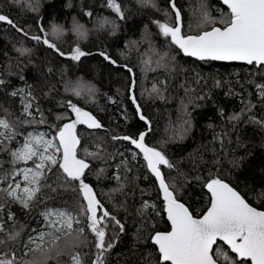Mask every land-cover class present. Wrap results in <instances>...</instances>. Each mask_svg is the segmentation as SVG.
<instances>
[{
  "label": "snow or ice",
  "instance_id": "6c2138e0",
  "mask_svg": "<svg viewBox=\"0 0 264 264\" xmlns=\"http://www.w3.org/2000/svg\"><path fill=\"white\" fill-rule=\"evenodd\" d=\"M134 3L135 12L125 0H101L100 8L109 12L105 16L82 0L78 15L91 27L78 16L70 23L67 18L63 24L46 22L43 0L0 4V26L16 34L10 43L17 54L15 63L9 57L0 71V264H113V249L128 235L129 223L131 264H264V166L258 172L246 167L254 152L245 135L251 128L264 141V0H199L195 23H185L178 0ZM6 6L31 12L32 22H21L3 10ZM65 7L71 9L72 0ZM132 15H146L147 22L141 39L126 42L128 51H119V58L103 40L81 46L92 33L117 36ZM142 43L148 47L141 72L163 69L175 79L178 68L189 71L180 67L181 56L247 66L243 79L235 81L239 91L232 81L213 78V87L229 85L225 94L237 98L239 107L218 109L219 125H207L211 138L188 154L187 170L185 158L172 159L166 145L188 137L189 105L199 107L212 98L211 91L192 86L206 83L200 73L192 84L185 76L179 88L187 118L170 137L149 143L152 121L138 101L137 74L129 63L130 52H139ZM37 53H43L39 63L33 59ZM94 56L110 76L127 73L123 92L116 90L121 99L102 94L85 76L68 77ZM29 66L37 69L31 81ZM168 89L166 77L141 96L164 100ZM101 95L117 107L130 101L146 127L121 133L118 123L106 125L97 114L106 111ZM127 112L123 107L125 121ZM141 180L150 188L141 187ZM105 181L115 184L105 190ZM193 182L201 190L195 202L187 196Z\"/></svg>",
  "mask_w": 264,
  "mask_h": 264
},
{
  "label": "trees",
  "instance_id": "16d2710c",
  "mask_svg": "<svg viewBox=\"0 0 264 264\" xmlns=\"http://www.w3.org/2000/svg\"><path fill=\"white\" fill-rule=\"evenodd\" d=\"M73 7L71 9L65 7L68 0H43L42 13L45 15L46 22L48 20H54L56 23L63 24L67 18L68 23L71 22L72 16H78L81 23L86 24L91 27V23L88 18L82 15H78L80 5L82 0H72ZM101 0H83L85 5H90L92 8L96 9L101 15H109L107 10L100 8ZM127 4L132 7L133 12L136 11V6L134 0H125ZM178 3L184 8L185 23L189 22V19L195 23L194 9L197 8L199 0H178ZM209 4H215L216 0H208ZM0 4H7V0H0ZM4 11H11V14L20 19L21 22L27 20L29 23L32 22L33 14L31 12H25L21 8L16 6L5 7ZM147 22L146 15H132L130 16L126 25H122L121 31L115 37H109L107 33H102L99 36L96 33L89 35L86 41H83L81 46L84 48H92L94 44L99 43L100 40L105 41L113 56L118 57L119 51L128 50L124 49V44L126 42L138 41L141 39V32L143 30L144 23ZM153 31H155L154 26H151ZM15 33L9 30L5 33L0 26V71H3L7 64L10 62L9 57L12 58L11 63H15L16 53L12 50V45L10 40L14 39ZM66 39L69 41L74 40L75 37L69 36ZM154 40L159 44L160 38H155ZM148 45L141 44L139 52L132 50L130 52V66H134V71L137 74V88L136 95L138 101L142 105L144 114L152 121V131L149 133L148 142L155 143L172 135L174 129H178L182 126L183 121L187 118L181 109V98L184 97V90L179 88V84L183 83L185 76L188 78L189 84H192V78L195 73L198 72L202 77L205 78L206 83L202 81L199 85H192L196 87L197 92H208L211 91V99L200 101L199 107H193L189 105L188 111L191 113L192 121V131L184 140L177 139L175 142H170L166 145V150L168 155L179 161L181 158H185V163L182 165L184 169H188L187 156L195 148H197L202 142L207 143L211 138L210 131L207 128L209 123H215L219 125L220 121L218 118V109L223 107L226 111L231 112L234 108L239 107V100L235 97L228 96L225 93L228 90L229 85L223 84L221 87H213V78L221 79L222 81H232L233 86L236 91H239V86L235 84V81L243 79L244 73L247 71V66L240 63H220L212 62L210 64H204L195 61L192 58L178 57L179 65L182 68L188 69L187 73L179 70L175 74V79L168 74L163 69L156 70H145L141 72L142 65L140 64V59L143 53L146 51ZM7 51L8 57L4 56V52ZM43 53H37L33 59L37 60L38 56H42ZM146 59V57H145ZM123 62V61H122ZM37 63L39 61L37 60ZM194 69L195 71H192ZM109 68L106 67L99 57H89L86 59L85 67H82L79 71L73 69L68 72V77L75 79L78 76H85L88 80H94L97 86L100 88V92L108 93L116 99H121L117 96L116 90L119 88L123 92V77L127 75L126 72H122L119 76L114 72L109 75ZM236 72H240V77L235 75ZM37 74V69L29 66L26 69V75L31 81L35 78ZM167 77L169 89L165 94L166 99H148L147 93L145 92L141 96V92L144 89L150 90L154 82L164 80ZM14 83H19V81L13 77ZM187 102V101H186ZM45 107H47V102ZM54 103V102H53ZM100 105L105 106V112L97 113L102 121L108 125L111 123L112 127H116L119 124L118 131L121 133L125 132H135L137 129L143 130L146 126L142 121L139 120L138 115L135 113L134 106L130 101H125L123 105L117 107L116 105L107 104L103 95L99 98ZM127 107L128 119L125 121L122 115V108ZM217 130H219L217 128ZM245 135L250 139L253 146L254 155L249 159L246 167L250 170L259 171V169L264 166V147H261L262 141L261 135L258 131H253L251 128L247 129ZM175 175V173H173ZM243 178V177H241ZM95 182V181H94ZM141 187L150 188V185L146 181H139ZM115 182L109 184L105 181L101 184L102 188L107 190V187L114 186ZM153 193V198H154ZM201 195V190L197 186L196 182H193L188 186L187 196L193 202H195ZM122 198V197H121ZM147 198V197H145ZM136 200L139 202L140 194L137 191ZM15 210V209H14ZM17 215L21 220L26 219L22 214L17 212ZM39 217H37V220ZM31 227H36V220L29 221ZM132 226L129 223V233L128 235L122 236L121 241L113 249L112 255L110 257L113 264H131V261L135 259L130 251L133 240H132Z\"/></svg>",
  "mask_w": 264,
  "mask_h": 264
},
{
  "label": "water",
  "instance_id": "95a60500",
  "mask_svg": "<svg viewBox=\"0 0 264 264\" xmlns=\"http://www.w3.org/2000/svg\"><path fill=\"white\" fill-rule=\"evenodd\" d=\"M193 59V58H192ZM219 62V61H216ZM220 63H240V62H220ZM241 64V63H240Z\"/></svg>",
  "mask_w": 264,
  "mask_h": 264
}]
</instances>
